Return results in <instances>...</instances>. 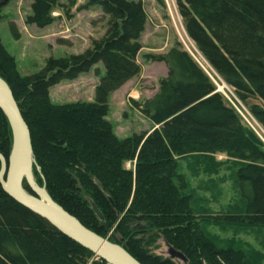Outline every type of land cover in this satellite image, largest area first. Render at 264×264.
<instances>
[{
	"label": "trees",
	"instance_id": "16d2710c",
	"mask_svg": "<svg viewBox=\"0 0 264 264\" xmlns=\"http://www.w3.org/2000/svg\"><path fill=\"white\" fill-rule=\"evenodd\" d=\"M60 1L33 0L25 24L51 26ZM84 1V9L99 7L108 19L104 37L81 54L48 59L35 75L20 74L0 37V77L30 129L40 170L34 168L36 184L84 227L141 264H177L152 253L159 239L181 253L184 264H251L245 251L223 248L203 225L264 228V142L232 105L247 106L264 138V0H176L187 37L206 66L179 41L166 54L147 55L166 65L168 76L140 105L154 128L125 139L108 120V103L142 73L138 58L148 16L141 1ZM10 29L19 40L15 23ZM92 70L99 76L93 102L52 101L54 87ZM206 70L233 91L232 102ZM12 145L11 126L0 109V155L7 163ZM219 154L240 163L235 178L242 212L214 215L197 204L203 200L181 170L185 162L192 176L217 175L225 167ZM24 188L32 194L26 183ZM0 264L107 263L19 205L0 185Z\"/></svg>",
	"mask_w": 264,
	"mask_h": 264
},
{
	"label": "rangeland",
	"instance_id": "374dc122",
	"mask_svg": "<svg viewBox=\"0 0 264 264\" xmlns=\"http://www.w3.org/2000/svg\"><path fill=\"white\" fill-rule=\"evenodd\" d=\"M134 1H141L144 4L148 16L146 32L142 39L144 48L138 58L142 73L132 80L129 88L112 94L108 103L110 109L108 120L114 125L115 132L121 139L150 131L153 127L151 120L141 112L140 105L148 100L156 86H159L162 68L155 65L158 63L151 62L147 55L167 53L175 42L179 41L186 51L206 66L194 44L187 37L176 0H164L163 4L158 0ZM32 3L33 0H0V14L3 17L0 22V37L6 50L16 59L19 72L23 77L41 72L50 58L60 59L85 52L91 47L93 41L101 40L106 33L108 19L99 7L84 9V0H61L52 14L55 18L54 23L45 29L27 26L25 21L31 15ZM11 23H15L18 29L19 40L13 36L10 29ZM98 68L103 75V67L100 65ZM213 80L216 86L219 85L220 90L226 94L223 93V95L231 101L230 97L234 98L233 91L228 87L226 89L214 78ZM98 83L99 76L92 70L77 81L64 82L54 87L51 90L52 101L58 105L93 102ZM134 102L138 103L139 107ZM237 103L232 105L246 123L258 132L257 129L260 127L248 114L247 106L241 102ZM262 136L260 135L259 138L264 142ZM216 158L219 162H223L225 167L221 168L217 175L211 176L204 173L192 176L185 169L186 163H181L184 168L181 170L187 174L192 192L197 199L203 200L197 204L210 208L214 215H227L229 205L233 213L242 212L243 204L235 178L240 163L223 154L217 155ZM126 167L131 169L133 165L128 163ZM1 170L2 165L0 172ZM207 225L203 226L217 238L219 245L223 248L243 250L250 256L251 264H264V228H236L216 223ZM150 250L156 256L171 258L169 247L163 239L157 240ZM174 261L177 264H184L179 259Z\"/></svg>",
	"mask_w": 264,
	"mask_h": 264
},
{
	"label": "water",
	"instance_id": "95a60500",
	"mask_svg": "<svg viewBox=\"0 0 264 264\" xmlns=\"http://www.w3.org/2000/svg\"><path fill=\"white\" fill-rule=\"evenodd\" d=\"M0 109L7 117L13 136L9 162L0 155L2 170L0 185L19 205L46 220L62 234L90 251L107 264H141L122 247L111 243L84 227L49 196L45 187H39L34 178V168H39L34 160L30 129L17 105L12 90L0 77ZM27 184L32 194L24 188ZM94 211L102 219L101 213L93 205ZM171 258L186 262L184 256L169 247Z\"/></svg>",
	"mask_w": 264,
	"mask_h": 264
},
{
	"label": "crops",
	"instance_id": "0c3cea01",
	"mask_svg": "<svg viewBox=\"0 0 264 264\" xmlns=\"http://www.w3.org/2000/svg\"><path fill=\"white\" fill-rule=\"evenodd\" d=\"M147 28V27H146ZM146 32V31H145ZM145 34V33H144ZM143 37H144V35L142 36V39H143ZM163 54H166V52H163ZM158 68H162V75L160 76V78H159V80L160 79H163V78H166L167 76H168V69H167V67H166V65H164V64H161V63H158V64H155ZM132 82L133 81H130V82H128L122 89H120L117 93H119V92H121V91H123V90H125L126 88H129V86L132 84ZM158 90H159V86L157 85L156 86V89H154V93L152 94V96L151 97H149V98H147V99H151V98H153L156 94H157V92H158ZM153 127L151 128V130L154 128V125H152ZM230 209H232L231 208V205H229V210ZM232 211V210H231Z\"/></svg>",
	"mask_w": 264,
	"mask_h": 264
},
{
	"label": "built area",
	"instance_id": "2783aa9c",
	"mask_svg": "<svg viewBox=\"0 0 264 264\" xmlns=\"http://www.w3.org/2000/svg\"><path fill=\"white\" fill-rule=\"evenodd\" d=\"M196 59V58H195ZM205 69V68H204ZM209 74V73H208ZM210 75V74H209ZM210 77H211V75H210ZM212 78V77H211ZM212 80H213V78H212ZM214 81V80H213ZM214 83H215V81H214ZM216 84V83H215ZM218 85V84H217ZM223 86L227 89V86L223 83ZM223 87V88H224ZM223 90V89H222ZM218 91L219 92H221V93H224V92H222L221 90H220V88H219V85H218ZM225 94V93H224ZM226 95V94H225ZM251 128H253L252 126H250ZM254 129V128H253ZM258 135H259V133L257 132V131H255ZM260 136V135H259Z\"/></svg>",
	"mask_w": 264,
	"mask_h": 264
}]
</instances>
